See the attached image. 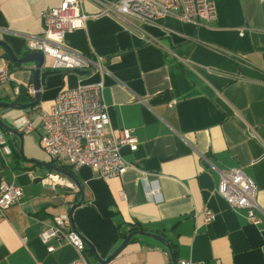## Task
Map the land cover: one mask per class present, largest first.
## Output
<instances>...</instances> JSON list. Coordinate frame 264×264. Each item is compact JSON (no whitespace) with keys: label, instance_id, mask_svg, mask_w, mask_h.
Wrapping results in <instances>:
<instances>
[{"label":"crops","instance_id":"crops-1","mask_svg":"<svg viewBox=\"0 0 264 264\" xmlns=\"http://www.w3.org/2000/svg\"><path fill=\"white\" fill-rule=\"evenodd\" d=\"M63 1L0 0V41L18 58L32 53L27 39L43 34L42 13ZM115 1L84 0V9L95 15L99 2ZM214 2L217 18L208 24L174 16L151 23L89 19L66 36L65 45L103 70L54 71L52 58L44 56L37 104L0 108L8 125L27 117L35 127L22 133L21 142L0 125L11 149L8 155L0 144V186L7 182L23 190L19 203L0 213V264L74 262L75 247L57 240L46 246L39 235L81 200L72 223L90 244L85 245L91 264H98L96 256L106 260L136 231L167 239L175 264H264V0ZM0 61L10 62L1 47ZM10 64L12 77L0 86V104L14 103L16 88L27 89L35 100L30 90L36 63ZM101 79L109 132L130 130L139 145L135 152L123 149L132 165L122 177L104 180L90 168L72 169L81 193L67 176L33 162L54 165L40 145L38 116L60 90ZM231 169H242L258 187L259 225L218 194ZM50 175L58 180H45ZM154 181L157 201L149 196ZM207 209L215 216L210 225ZM106 264L174 263L166 247L139 235Z\"/></svg>","mask_w":264,"mask_h":264},{"label":"built area","instance_id":"built-area-1","mask_svg":"<svg viewBox=\"0 0 264 264\" xmlns=\"http://www.w3.org/2000/svg\"><path fill=\"white\" fill-rule=\"evenodd\" d=\"M99 4L101 9L95 15L86 13L84 0H64L60 7L47 9L42 13L44 32L40 36L28 37V50L52 58L54 71H84L91 67L102 71L99 62L91 61L65 45L66 36L85 28L89 19L108 16L121 21L151 23L174 16L183 22L200 25L214 22L217 18L214 0H117ZM11 77L10 62L0 61V86L8 84ZM30 92L34 94L32 88ZM104 92L103 79L60 90L49 110L40 109L38 118L42 125L40 145L52 161L73 170L90 168L101 179L109 180L126 173L132 164L124 159L123 149L135 152L139 142L130 130H122L117 135L109 132L110 118ZM14 93L19 95V89L16 88ZM12 127L25 134L33 132L35 128L33 121L27 117L15 121ZM0 144L4 153L9 155L11 149L5 145L1 135ZM45 180L56 182L58 177L50 175ZM154 183L155 181L149 182V196L157 201L159 192ZM217 192L234 209L244 210L249 223H261L257 214L258 187L242 169H231L224 174ZM22 197L21 187L3 182L0 186V213L17 205ZM204 216L206 225H210L215 218L209 209L204 212ZM39 237L46 246L52 240H57L75 247L78 258L70 264H91L84 238L73 229L69 215L55 217L53 225L46 227ZM54 250L53 247H48L49 253ZM177 264L208 263L179 260Z\"/></svg>","mask_w":264,"mask_h":264},{"label":"water","instance_id":"water-1","mask_svg":"<svg viewBox=\"0 0 264 264\" xmlns=\"http://www.w3.org/2000/svg\"><path fill=\"white\" fill-rule=\"evenodd\" d=\"M0 47L4 49L6 55L8 56V59L13 64L36 63V66H35V69H34V73H33V87H32V89L34 91V95H35L34 102L33 103H30V104L1 103L0 104V108H15V109H20V110H25V109L31 108L32 105L37 104V102L39 100V97H40V72L43 69L44 63H45L44 55L42 53H40V52H32V53L27 54L23 58H18L14 54V52L10 48V46H8L5 42L0 41ZM0 125L2 126V128L4 130H6L9 133L15 135L22 142V138L23 137H22V133L21 132H19L18 130H16L11 125H8L7 123H5L4 121H2L1 119H0ZM20 155L21 156H24L23 155L22 146H21V150H20ZM33 162L35 164H40V165H42L44 167H47L50 170H53L54 172H57V173H60L62 175L67 176L68 178H70L79 187V189H80V191L82 193V189H81L78 181L75 179V177L71 173L67 172L66 170H64L61 167L54 166V165H50L48 163L39 162V161H36V160H33ZM81 202H82V200H81ZM81 202H79L77 205H75L72 208V210L70 212V215H69L70 218H71V221H72V213H73L74 209L77 208L78 206H80L81 205ZM72 225H73V223H72ZM73 229L76 230V227H74V225H73ZM139 235L140 236H145V237L151 238V239L159 242L160 244H162L164 247H166L168 249L171 257H172L173 263L174 264L176 263L174 254L172 252L171 244L169 243V241L167 239H165L164 237H162L160 235H157V234L146 233V232H143V231H136V232H133V233L129 234L127 236V238L125 239V241L121 244V246L112 255H110L106 260H102L100 257L96 256V260L98 261V264H106L112 257H114L115 255H117L118 253H120L124 249V247L128 244V242L133 237L139 236ZM85 244L87 246H89V248H90V244L87 241H85Z\"/></svg>","mask_w":264,"mask_h":264},{"label":"trees","instance_id":"trees-1","mask_svg":"<svg viewBox=\"0 0 264 264\" xmlns=\"http://www.w3.org/2000/svg\"><path fill=\"white\" fill-rule=\"evenodd\" d=\"M6 58L8 59L7 55H6ZM18 66H20V65H18ZM33 101H34V98H32L28 94L27 89H22L21 88L20 89V94H19L17 100L14 102V104H30V103H33ZM35 105H32V107L35 106ZM51 163L54 164V165L60 166L61 168L65 169L66 171L72 173V169L67 167V166H61V165L57 164L54 161H51ZM173 254H174V257H175L176 256V251L175 250H173Z\"/></svg>","mask_w":264,"mask_h":264}]
</instances>
